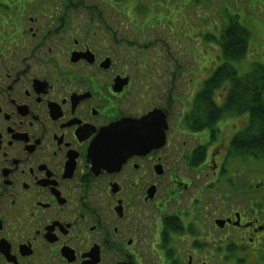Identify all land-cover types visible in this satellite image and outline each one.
<instances>
[{
	"label": "flooded vegetation",
	"instance_id": "obj_1",
	"mask_svg": "<svg viewBox=\"0 0 264 264\" xmlns=\"http://www.w3.org/2000/svg\"><path fill=\"white\" fill-rule=\"evenodd\" d=\"M56 8L0 30V264H184L182 248L263 263L264 209L250 215L240 188L237 210L216 183L213 96L194 113L180 68L138 67L119 20L97 4ZM144 48L160 65L162 47Z\"/></svg>",
	"mask_w": 264,
	"mask_h": 264
},
{
	"label": "rangeland",
	"instance_id": "obj_2",
	"mask_svg": "<svg viewBox=\"0 0 264 264\" xmlns=\"http://www.w3.org/2000/svg\"><path fill=\"white\" fill-rule=\"evenodd\" d=\"M14 1L15 5H18V2L20 4L24 2L26 8L24 15H27L26 18L29 15H35L34 13L40 10L43 15L38 17L42 20H47L62 0ZM73 1L76 3L78 0ZM2 2H6V0ZM90 3H96L100 6L102 19L110 18L121 22L123 27L121 31L122 37L128 41L127 45H129L130 50L138 54L136 55L138 67L149 69L157 66L162 68H180V101L181 98L182 100H187L186 94L189 97L191 94L197 93L196 90L200 83L208 79L207 72L211 71L213 73L221 63V53L219 55L218 47L215 46L217 44L215 38L227 23L228 18L226 15L228 17L233 15L235 18L237 16L239 22V26H236L237 29L242 33H246L245 30L247 29L249 33L247 44L249 49L244 51V55L238 62L231 60L232 67L238 70V74H249L256 70L257 67L264 69V0H139V4L143 6L141 8L147 10L146 23L141 22L142 19L138 13L134 16L130 9L134 5L133 11H137L140 8L136 5L138 3L136 0L116 1L115 6H110L111 8L104 6L106 4L103 0H91ZM106 3L109 4L110 2L106 0ZM153 18L157 19V22L162 23L161 27L155 28L158 25L151 20ZM165 23L177 24L178 29L171 31L169 27H166ZM0 24L5 25L1 15ZM151 24L155 26L152 29L149 28ZM130 26H134V28L132 30L126 29V27ZM153 33L157 35L154 36ZM80 39L78 37V40ZM145 46H153L155 51L162 47L160 49L162 56L161 58L157 57L160 65L154 62L151 63L152 58L156 55L153 52H148V48L146 50ZM245 47L247 48V46ZM246 51H248V55H246ZM183 76H185L184 79H182ZM255 76H259V74ZM225 88V86H219L218 89L209 94H212L216 103L220 104L222 102V91ZM209 95L204 98V101ZM245 118L248 120L245 115V117L230 121L232 123L229 124L227 120H224L221 129L225 130L224 134L226 136L234 134V130L237 131L238 128L244 126ZM216 138L220 141L218 135ZM189 143L192 145L191 140H189ZM229 169L232 175H236L239 187L243 189L249 188V204L258 197L260 198V195L261 198H264V158L255 159L251 157L243 163H232ZM188 206L187 204L186 206L184 205V209L188 208ZM217 207L218 204L216 203L215 208ZM236 208L240 210L242 205L239 206L238 204ZM220 217L218 216V218ZM203 224H207L209 228L216 230L212 224H208L206 221ZM182 232L187 233V231L180 229V233ZM180 248L182 247L180 246ZM211 250L208 248L205 253L214 252ZM217 255L223 257L226 253L223 250H218ZM180 259L184 264L190 262L191 264H218L215 263L216 260L212 262L207 258L205 259L208 261L203 259L201 256L195 257L193 251L189 249L184 251L183 248L180 252ZM221 262L223 263V261ZM259 264H264V260L263 263Z\"/></svg>",
	"mask_w": 264,
	"mask_h": 264
},
{
	"label": "trees",
	"instance_id": "obj_3",
	"mask_svg": "<svg viewBox=\"0 0 264 264\" xmlns=\"http://www.w3.org/2000/svg\"><path fill=\"white\" fill-rule=\"evenodd\" d=\"M233 20L223 32L220 45L224 59L232 64L238 62L247 49V37L240 32ZM250 75L239 77L232 66H222L216 77V89L222 84L229 85L224 105L216 109L217 120L223 114L250 116L249 126L245 133H240L232 142L234 153L245 154L250 157H264V75Z\"/></svg>",
	"mask_w": 264,
	"mask_h": 264
},
{
	"label": "snow or ice",
	"instance_id": "obj_4",
	"mask_svg": "<svg viewBox=\"0 0 264 264\" xmlns=\"http://www.w3.org/2000/svg\"><path fill=\"white\" fill-rule=\"evenodd\" d=\"M150 121H151V118H149L148 121H142L141 122V125L138 126L136 132H138V133L143 132L144 133L146 130L151 129V123H150Z\"/></svg>",
	"mask_w": 264,
	"mask_h": 264
},
{
	"label": "water",
	"instance_id": "obj_5",
	"mask_svg": "<svg viewBox=\"0 0 264 264\" xmlns=\"http://www.w3.org/2000/svg\"><path fill=\"white\" fill-rule=\"evenodd\" d=\"M119 128L121 127V125L120 126H118ZM119 130V129H118Z\"/></svg>",
	"mask_w": 264,
	"mask_h": 264
}]
</instances>
